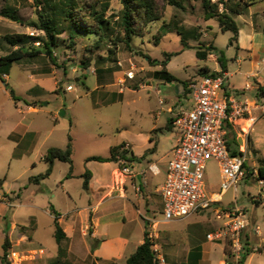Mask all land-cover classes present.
<instances>
[{
	"label": "rangeland",
	"instance_id": "obj_1",
	"mask_svg": "<svg viewBox=\"0 0 264 264\" xmlns=\"http://www.w3.org/2000/svg\"><path fill=\"white\" fill-rule=\"evenodd\" d=\"M64 1L0 0V58L17 49L5 41V36L29 35L31 32H34L35 36H44L43 32L33 26L38 20L39 12L44 11L46 2L55 6ZM76 1L80 7H88L97 2L95 6L98 9H103L102 6L108 4L107 15L116 19L122 8L121 0ZM220 1L212 0V2ZM225 1L229 6H236L235 3L238 2V0ZM161 5H164L162 0ZM185 6L186 10L166 6L164 19L149 26L144 36H135L131 47L125 44L115 46L108 37L107 41H104V46L96 56L112 59L103 64L104 73L100 76L104 75L102 80L109 84L117 83L121 86L120 81L124 82L122 88L125 90L123 95L125 98L121 101L109 104L101 102L98 96H104L108 87H102L100 91L94 93L98 82L95 72L97 66H92L88 71L83 69L82 61L89 55L91 46L98 39L91 35H80L73 42L64 33L59 37L58 47L53 49L55 61L49 56L40 55L35 59L17 62L10 69V74L4 76V80L0 79V178L4 179L2 190L8 196L20 195L19 200L14 201L12 205L6 204L9 210L7 220L15 221L20 226H29V219L33 216L39 225L36 241H39L44 249L57 254L58 244L54 237L55 220L51 209L57 210L60 215L70 214V218H64L63 221V227H68L74 238L75 253L69 252L67 256L70 264L95 263V255L89 254L88 251L89 246L96 245L95 241L89 239L91 224L84 229L85 232L81 231L85 222H89L84 208L89 206L90 199H93L95 204L102 203L98 212L101 216L99 232L101 239L102 237L107 239L108 247L116 248L117 239H125L128 244L124 253L129 256L144 238L143 219L140 215L136 218L132 215H135L138 206L146 212L144 206L147 204L143 198L145 199L147 195L142 189L141 191L135 189L141 199L135 197V191L131 186V181L135 182V179L130 180V174L122 171V166L126 165L122 162H88L87 158L107 157L112 147L126 142L132 145L135 154L141 155L148 147L152 132L163 129L164 132L157 134L158 152L152 158L154 161L160 160V163L165 165L172 158L171 149L175 142L172 135L175 132L166 130L167 113L162 112V115L158 116L159 111H163L166 107L159 103V96H182L184 83L189 79H198V73L202 68L209 67L213 71L221 68L218 61L221 55L225 57L230 73L246 71L250 67L249 59L242 61L243 68L239 67L236 58L237 49L231 46L233 34L222 32L215 19L206 20L200 0H187ZM6 7L15 9L23 24L2 16L1 12ZM220 10H225L222 4ZM240 10L242 14L236 16V19L243 30H250V26L253 25L256 30L264 31V0L255 7L240 8ZM163 24H170L168 26L172 32L166 29L162 31ZM179 30L184 33L183 36L192 48L185 49L184 53L173 57L169 62V72L177 78V81L168 82L166 79L155 77V72L160 71L162 67L151 65L148 57L161 62L165 59V53H178L183 50V36L179 34ZM158 34L163 36L159 42L156 39ZM260 38L264 40V32ZM210 45L217 46L218 51L206 61L197 59V48L204 49ZM234 45L237 46L236 43ZM263 57L264 53L260 55V61ZM260 65L263 67V64ZM131 70L135 72L133 80L127 77V73ZM5 82L21 100H13L10 90L5 87ZM142 84L144 87L150 86L144 90L141 89ZM70 85L74 87L73 91H67ZM112 89L117 93L119 87L114 86ZM252 94L250 92L248 95L253 96ZM28 96L38 97L34 98L38 101L36 111H31L28 104H33L35 101ZM15 125L20 126L19 132L25 131V127L37 132V135H31L23 142L18 150V154L23 155L18 158H13L14 143L8 139V134ZM70 137L73 145V177L67 178L71 168L69 164L56 161L53 173L48 179L40 185L30 183L31 177L46 172L47 164L43 157L47 150L52 147L65 149ZM232 141L231 136V147L236 148ZM148 157L134 163L136 171L147 170L145 176L149 174ZM248 157V165L251 166L253 161L250 155ZM87 171L95 177L93 190L84 189V175ZM205 174L207 190L211 193H220L221 173L218 161L214 158L209 159ZM163 179L164 173L157 177L148 175L147 180L153 184H161ZM124 187L128 188V199L117 197L125 190ZM263 188L264 185L260 186L256 180L246 177L239 184L236 196L234 190L229 189L223 195L222 203L217 205L229 206L236 197L237 206L243 210L250 222L242 233V240L246 251L254 250L256 247V252L245 264H264V251L258 252L259 249L264 248V206L261 205L260 199L250 197V194L258 196ZM110 195L115 197L109 198ZM152 203L151 214L155 215L156 220H165L159 201L153 198ZM125 215L126 223H124ZM219 216L221 214H218L213 207L183 220L160 224L155 230L150 228L147 232L149 236L153 234L151 239L154 243L153 249L158 250L156 254L161 257L160 264H189L188 248L198 243L203 247V259L199 264L230 263L231 260L226 257L231 250L230 242H210L207 239V235L224 222ZM257 226L260 227L259 232H256ZM81 236L88 238V246L82 242ZM4 239L3 233H0V257L4 254ZM11 252L13 250H10L9 255ZM18 253L25 260L23 263L29 261L36 263L34 257L40 256L31 250L22 253L18 251ZM123 261L113 264H126V260ZM0 264H3L1 258Z\"/></svg>",
	"mask_w": 264,
	"mask_h": 264
},
{
	"label": "trees",
	"instance_id": "obj_2",
	"mask_svg": "<svg viewBox=\"0 0 264 264\" xmlns=\"http://www.w3.org/2000/svg\"><path fill=\"white\" fill-rule=\"evenodd\" d=\"M39 1V0H36ZM164 5H161V0H121L122 8L116 18H110L107 15L109 10V5L104 4L103 9H98L95 5L80 7L76 0H65L60 2L59 5H52L49 2L45 3V9L43 12H39V17L33 26L36 27L38 31L44 33V36H29V35H17V36H5V41H7L12 47H17V49L11 50L5 56L0 58V79L4 80L5 75L10 74V69L14 63H19L27 59H35L40 55L49 56L53 61L55 47H58L59 37L66 33L68 38L73 42L80 35H91L97 37V41L91 46L89 50V55L82 61L84 71H88L92 66H97L95 68L96 73L100 76L104 73V68L102 67L105 62L111 61V57L104 58L102 56H96L100 49L104 46V41H107V37L114 43L115 46L119 44H125L131 47V43L135 36H144L146 30L152 24L162 21L164 19L165 7L171 6L176 7L181 10H186L185 3L187 0H162ZM202 2L206 20L215 19L222 32H231L233 37L231 41L237 44L240 34V24L236 19V16L242 14L240 8H250L255 7L257 4L263 0H238L236 6H229L228 2L221 0L220 2H212V0H200ZM51 3V2H50ZM224 6V11L220 10V5ZM1 15L10 19L13 22L23 24L21 18L18 16L15 9L6 7L1 12ZM115 21V22H113ZM170 24H163L161 30L164 29L172 32ZM184 31V30H183ZM180 35L183 36L181 30L178 31ZM161 34V33H160ZM158 34L157 41L159 42L163 36ZM183 51L187 48H192V46L186 41L183 36ZM39 42L40 45H35ZM157 42V43H158ZM104 43V44H103ZM218 51L217 46H206L204 49L201 47L197 48L196 57L201 61L208 60L209 56ZM181 52H170L165 53V59L161 62L157 60H152L148 57L151 65H159L162 67L160 71L155 72V77L166 79L168 82L177 81V78L172 75L168 70V64L173 57L179 55ZM147 57V56H145ZM219 64L221 66L220 72H215L209 67L202 68L198 76L199 77H218L225 73H228V65L226 64L225 57L221 55L218 58ZM198 77V78H199ZM193 80V79H192ZM192 80H187L184 85L187 88V92L190 93L188 86ZM5 87L10 90L11 97L15 101L21 100L17 96L15 91L9 87V84L5 82ZM258 96L260 98L264 97V87H259ZM29 106H37L38 102L33 104H28ZM167 131H172L173 126L170 122L167 127ZM158 132H164L163 129H158L153 132V134H158ZM233 135L232 129L228 126V139ZM150 141L154 143L153 147L149 148L143 156H136L127 146L126 143L115 146L111 148L110 157L93 156L88 159V161H97L100 163H118L120 161H126L128 165H133L135 162H140L148 156L156 153L158 143L155 136H151ZM233 142L238 147V149L232 150L233 155H244L240 150L239 140L237 137H233ZM231 148V143H228ZM248 149L253 150L251 140L248 141ZM73 145L72 138H69V143L65 149L52 147L47 150L43 157V160L47 164V170L45 173L31 177L29 182L32 184L40 185L44 180L48 179L54 169L56 161H61L67 163L71 166L70 172L67 178L73 177ZM263 162V160H261ZM264 163V162H263ZM127 165V164H123ZM124 168V166H122ZM247 170V164H245ZM253 175V174H251ZM249 176V175H248ZM92 179V173L87 171L84 175V189H90V183ZM258 179L264 180V167L258 169ZM4 179H0V189H3ZM52 214L55 216V238L59 246V258L57 264H70L67 261L68 251L62 247L61 243L67 238V234L64 232L63 228L59 224V214L52 210ZM154 243L151 240L149 233L146 232L144 236V242L141 244L137 250L129 256L127 259V264H159L156 252L153 250ZM245 249V246H244ZM4 254L0 257L3 264H10L8 261V255L11 250V242L9 236L6 235L3 244ZM93 250V249H92ZM202 244L198 243L194 246L193 251L189 255V264H199L202 259ZM264 248L258 250L259 253L263 252ZM255 252L252 250H245L243 258L240 264H245L249 255Z\"/></svg>",
	"mask_w": 264,
	"mask_h": 264
},
{
	"label": "built area",
	"instance_id": "obj_3",
	"mask_svg": "<svg viewBox=\"0 0 264 264\" xmlns=\"http://www.w3.org/2000/svg\"><path fill=\"white\" fill-rule=\"evenodd\" d=\"M34 37L35 33L31 32ZM39 46L40 43L36 42ZM129 79L135 78L133 70L127 73ZM121 86L124 82L120 81ZM227 73L218 77H199L193 79L188 86L193 105L173 114L171 123L177 135V143L168 161L166 179L159 188L163 201V216L167 222L182 220L194 214L205 212L214 207L223 224L207 235L210 242H230V253L227 254L230 263L240 264L244 244L243 231L249 226L246 214L237 206L236 199L226 207H218L222 203L223 195L233 189L235 195L239 184L247 177L246 150H241L244 155H233L229 147L228 126L231 127L237 120L251 114V106L247 101H237L228 97L225 86ZM250 85H247L249 88ZM72 85L67 91H73ZM159 92V90H158ZM256 107L264 111V97L257 100ZM214 158L219 163L221 173V192L211 193L207 190L206 165L207 161ZM127 164L123 168L126 174L134 175L133 165ZM148 170L154 175L160 174V169L155 164H150ZM147 170L141 172L145 175ZM260 183L263 182L260 180ZM141 191L140 187H135ZM5 200L0 192V202ZM152 223V222H151ZM155 228V222L152 223ZM259 227L256 232H259ZM153 239V234H150ZM155 252H158L157 248ZM11 264H22L23 257L18 252H11ZM159 262L161 257L157 256ZM26 259V258H25ZM164 263V260H162Z\"/></svg>",
	"mask_w": 264,
	"mask_h": 264
},
{
	"label": "crops",
	"instance_id": "obj_4",
	"mask_svg": "<svg viewBox=\"0 0 264 264\" xmlns=\"http://www.w3.org/2000/svg\"><path fill=\"white\" fill-rule=\"evenodd\" d=\"M262 32H264V31L256 30L253 25L250 26V30H243L241 28L240 34H239L238 49H237V46H235V45H231V46L232 47L234 46L235 49H237L236 50V58H238L237 63L239 65V67L243 68L242 61L246 60V59H249L250 67L247 68L246 71L240 70L238 73L228 72L227 73V84L225 86V90L227 91L228 97H231L237 101H247L250 103V106L252 108L251 114L246 115L245 118L237 120L233 125H231V129L233 132L232 138L235 136L238 138L239 141L240 140L242 141V144H240V142H239L240 150H246L247 158H249L248 155H250L251 156L250 159H252V161H253V165L250 166V165H248V160H247V174L249 175V176L247 175V177H251L253 180H256L260 186L264 185V180H261L263 182L261 184L260 180L258 179V169L260 167H264V163H263L264 162V111H262L256 107V102H257V100L261 99L257 94L259 87H264V57L261 59L262 61H260V55L264 53V40H263V38H260ZM180 52L184 53L183 50H181ZM260 64H263V67H261L262 65H260ZM168 70H169V64H168ZM220 71H221V68L216 69L215 72H220ZM96 75L98 77V82H97V87H96V90L94 93H96L97 91H100L102 89V87L103 88L108 87V90H106L104 92V96H98V99L101 102L109 104V103H115V102L121 101L125 98V96H123L125 94V90H124V88H122V86H119L117 83L109 84V83L105 82L104 80H102V77L104 75L99 76L97 73H96ZM5 76H8V75H5ZM130 80H133V79H130ZM77 81H79V78L77 79ZM247 85H250V87L247 88ZM114 86L119 87V90L117 93H116V91H114V89H112V87H114ZM140 86H141V84H140ZM142 86H143V84H142ZM148 86H150V85H147V87L143 86V87H141V89L146 90L147 88H149ZM159 92H160V89H159ZM250 92L253 93L252 94L253 96L248 95ZM182 94H183L182 96H159V103L163 106H166V107H164L163 111H159L158 116H161L162 112L167 113L168 114L167 125L171 122V119H172L174 113H176L177 111H180L182 109H188L193 105V100L190 96V93L187 92V88L185 87V85L183 86ZM28 97H31L33 99L38 98L36 96H28ZM94 97L97 98V96H94ZM33 101L38 102V101H36V99H34ZM183 101H185V102H183ZM29 107L31 108V111L37 110L35 106L34 107L29 106ZM0 128H1V121H0ZM19 128H20L19 125L18 126L15 125L11 129L10 133L8 134V139H10L14 143V150L15 151L13 152V158L14 157L15 158L21 157L23 154H18V150H20V148L22 147L23 142L27 138L31 137V135H37L36 131L30 130L28 127H25L26 129L23 132H19ZM156 130H158V129H156ZM153 132H152V135L149 136V144H148V147L143 152V154H141V155L135 154L132 145L129 142H126L128 148L136 156H139V157L143 156L144 153L149 148L153 147V145H154V143H152L150 141L151 136H155L156 141L159 145V142L157 139V134L154 135ZM172 136H173L175 142H174L172 149H171V155H172L173 149L177 143V135H175V133H174V135H172ZM249 140H251L253 150L248 149V141ZM229 142H230V138H229ZM234 149H238V147L237 146H236V148L231 147V151ZM157 152H158V146H157V151L155 154H157ZM155 154L149 156L147 158V160H148V162L150 161V164H155L159 167L160 174L154 175L153 173H151L149 171L148 175L157 177V176H160L164 173V179H163L161 184H156V183L153 184V183L148 182V180H147L148 175L147 176L142 175L141 172L143 170L142 171H136L135 167L133 169L134 175H132V176L130 175V178H131L130 180L135 179V182L131 181L132 189L135 191V187H140L145 192V194L147 195V197L145 199L143 198V200L147 204L146 206H144L146 212H144L141 209V207L138 206L137 212L135 213V215L134 214L132 215L135 218L138 217V215H140L141 218L143 219V221H144L143 222L144 223V236H145V233L150 230V228L155 230L159 227L160 224H163V223L168 224L169 223L166 220H163V221L162 220H156L155 215L153 216L151 214L152 211H151L150 207L151 208L153 207L152 206L153 198H156V201H159V205H162L161 207L163 209V201H162L161 195L159 194V188L164 183V181L166 179V171H167V164H168V162L165 165L161 164L160 160L154 161V159L152 157H155L156 156ZM110 155H111V152H110ZM110 155L107 157H110ZM90 157H93V156H90ZM90 157L87 158V161ZM107 157H105V158H107ZM261 160H263V162H261ZM88 162H92V161H88ZM251 174H253V175H251ZM0 179H2V178H0ZM94 179H95V177L92 174V181L90 183L91 188L89 190L94 189L93 188ZM138 182H140V183H138ZM3 186H4V184H3ZM124 189L125 190L122 191L121 194H118L117 197L119 196L121 198H127L128 199V197H127L128 196V188L124 187ZM96 190H100V188L99 189L96 188ZM261 191L262 192H259L258 196H256V195L252 196L250 194V197L260 199L262 201L261 205L264 206V188L261 189ZM0 192L3 194V196L5 198V200L0 202V233H3V235L5 237H6V235L9 236V239L11 242V250H13V252L19 251L21 253L25 252L27 250H29V251L31 250V252H34L36 255H40V256H38V258L34 257L37 261L36 263L29 261L28 263L24 262L25 264H39L38 262H40V264H57L58 258H59V246H60L58 244V242H57L58 252H57V254H54V253L44 249L41 246V243H39V241H36V235H37L38 230H39V225L33 216L29 219V226H20L15 221L9 222L7 220V213L9 211L7 205H12L14 201L19 200L20 195H15L14 197L8 196L7 193H5L2 189H0ZM135 195H136L135 197L138 200L141 199L138 192L135 191ZM113 197H115V196L110 195L109 198H113ZM2 203H5V204H2ZM101 204L102 203L95 204L93 202V199H90L89 200V206L84 208V212H86L87 218H89V222H87V221L85 222L81 231L85 232L84 229L87 228L89 226V224H91L92 229H89L91 232V237L89 239L91 241L96 242L95 246H92V247L89 246L88 247L89 254L93 253L95 255L94 256V259H95L94 264H113L114 262L123 261V260H126V264H127V259L129 258L130 255L127 256L124 253V249H125L126 245L128 244V242H126L125 239L118 238L116 241V245H118V247L112 248V246L108 247L107 239H104L103 237H102V239L100 238L99 220H100L101 216L99 215L98 212H99V208H100ZM218 207H220V206H218ZM55 211L58 213L57 210H55ZM154 212L156 213V210ZM155 213H153V214H155ZM51 214H52V209H51ZM58 214L60 216L59 224L63 228L64 232L67 234V238L61 243V245L63 248H65L68 251V253L69 252L75 253V250H73L74 249V246H73L74 245V238L70 234L69 228L63 227L64 218H70V214H65V215L64 214L60 215V213H58ZM192 216H194V215H192ZM53 217L55 220L54 215H53ZM126 222H127V216L125 215L124 216V223H126ZM151 222L152 223L155 222V226H156L155 228L152 227ZM147 224H148V226H146ZM222 224L223 223H221L219 225L221 226ZM257 227H259V226H257ZM259 229H260V227H259ZM76 233L78 234V232H76ZM54 237H55V232H54ZM82 238H83L82 242L86 243V245L88 246V242H87L88 238H86L85 236ZM68 241H70V243ZM143 242H144V238L140 241V245L143 244ZM69 244H70V246H68ZM140 245H138L137 248ZM137 248H136V250H137ZM193 248H194V246L188 248L187 261H189V255H190L191 251H193ZM202 249H203V247H202ZM254 251L256 252V247H255ZM255 252H253V253H255ZM253 253H251V255ZM251 255H249V257ZM39 258H40V260H38ZM202 259H203V250H202ZM105 261H107V262H105ZM24 263H22V264H24ZM221 263H222V261H221ZM159 264H160V262H159Z\"/></svg>",
	"mask_w": 264,
	"mask_h": 264
},
{
	"label": "water",
	"instance_id": "obj_5",
	"mask_svg": "<svg viewBox=\"0 0 264 264\" xmlns=\"http://www.w3.org/2000/svg\"><path fill=\"white\" fill-rule=\"evenodd\" d=\"M62 114H64V112H62ZM239 142H240V144H242V141L241 140Z\"/></svg>",
	"mask_w": 264,
	"mask_h": 264
}]
</instances>
